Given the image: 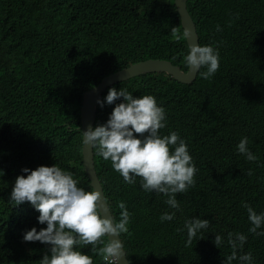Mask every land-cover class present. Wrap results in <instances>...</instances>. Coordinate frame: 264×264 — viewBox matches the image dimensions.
<instances>
[{"label":"trees","instance_id":"16d2710c","mask_svg":"<svg viewBox=\"0 0 264 264\" xmlns=\"http://www.w3.org/2000/svg\"><path fill=\"white\" fill-rule=\"evenodd\" d=\"M187 6L200 45L218 50L219 70L190 84L166 72L138 75L107 88L104 99L113 87L154 96L166 113L159 134L178 132L186 142L198 169L195 186L176 194L177 211L167 196L145 192L139 177L125 183L96 148L95 169L113 217L119 221L121 201L131 214L129 233L120 235L130 264H223L232 251L229 232L247 237L232 264H243L238 257L249 252L252 264H264V235L249 231L243 206L264 213V0H189ZM173 27L184 31L176 0H0V264H40L50 254L49 245L23 240L33 227H47L39 212L29 202H10L16 178L29 174L22 169L56 164L78 187L94 191L83 158L84 93L149 59L187 71L190 46L172 38ZM122 102L99 105L95 127ZM245 137L254 162L237 151ZM166 212L174 219L161 222ZM193 217L210 225L185 247V221ZM215 235L224 240L220 248ZM91 249L76 247L93 264H105Z\"/></svg>","mask_w":264,"mask_h":264},{"label":"clouds","instance_id":"9594fccd","mask_svg":"<svg viewBox=\"0 0 264 264\" xmlns=\"http://www.w3.org/2000/svg\"><path fill=\"white\" fill-rule=\"evenodd\" d=\"M217 30H220L219 26ZM190 35L187 28L183 32L179 27L171 29V36L177 42L189 39ZM184 62L190 69L189 75L198 72L197 78L200 75L207 80L219 70V52L210 45L191 44ZM201 68H206V71L201 72ZM121 97L124 102L116 104L105 124L83 131L85 145L96 148V155L104 161L110 160L112 168L123 177L125 183L134 184L139 177L145 192L167 196L165 203L179 211L176 194L187 192L195 186V174L198 172L186 142L178 132L164 136L159 134L166 127V113L152 95L134 97L125 88L117 91L113 87L108 90L105 99L97 103L101 107L105 102L112 105ZM247 145L248 139L245 137L237 145V151L248 161L254 162L258 157ZM173 147L174 151H171ZM22 171L29 174L16 178L10 202L14 206L29 202L39 212L38 222L47 225L39 231L33 227L23 235L25 242L39 241L50 246V254H45L40 264H93L92 257L76 250L77 246L91 245L92 252L102 257L105 264H119L121 258L127 255L119 239L122 233H129L131 214L124 202H118L121 212L117 222L106 211V200L101 192L85 191L78 187L72 174L56 164L51 167L39 166L35 170L24 168ZM248 175L251 176L252 172L249 171ZM243 206L252 224L249 231L264 235V232H257L264 225V213L257 214L247 203ZM174 216L175 213L166 212L160 216V221H171ZM209 225V220L196 217L185 221V247H190L197 234ZM104 237H108L107 242ZM200 239H203V235ZM246 241L245 235L229 232L227 243L232 251L224 258L223 264H232L237 259L238 249H242ZM223 243V238L215 235V246L220 248ZM238 258L243 264H252L251 252Z\"/></svg>","mask_w":264,"mask_h":264},{"label":"water","instance_id":"95a60500","mask_svg":"<svg viewBox=\"0 0 264 264\" xmlns=\"http://www.w3.org/2000/svg\"><path fill=\"white\" fill-rule=\"evenodd\" d=\"M188 1L189 0H176L177 10L181 16V21L184 30L185 28H187L191 34L189 39H187L189 46L191 44L200 45V39H199L196 23L192 15L188 11V6H187ZM153 72H166L172 75L174 79L184 84L193 83L196 80L198 74V72H193L191 75H189L190 69H188V71H184L183 69H181V67H179L178 65H174L170 61L160 60V59L157 60L149 59L143 62H136L132 64L130 67L110 75L104 78L102 82L99 83L97 86L84 93L83 103L81 107L82 124L80 126L82 132L87 130L89 127L95 128V122L97 118V107L99 106L97 101L104 99V92L106 91L107 88L111 87L116 83L134 78L138 75L153 73ZM83 158H84V166L91 180V185L93 186V190L101 192L102 197L106 200L101 181L95 169L94 148L85 145V143L83 146ZM106 211L109 213V215L113 216L107 200H106ZM119 239L122 241L121 237H119ZM119 264H130L127 255L121 258Z\"/></svg>","mask_w":264,"mask_h":264}]
</instances>
